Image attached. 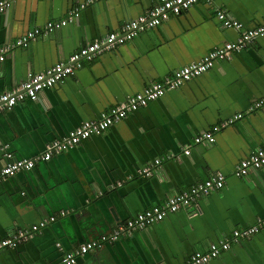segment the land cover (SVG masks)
<instances>
[{
  "label": "crops",
  "instance_id": "0c3cea01",
  "mask_svg": "<svg viewBox=\"0 0 264 264\" xmlns=\"http://www.w3.org/2000/svg\"><path fill=\"white\" fill-rule=\"evenodd\" d=\"M0 10V93L45 71L163 0H4ZM242 27L224 25L219 14ZM71 17L45 30L48 22ZM264 25V0H198L123 44L103 49L62 81L0 111V264H67L81 245L110 235L153 206L215 172L224 186L189 207L78 255L73 264H182L212 243L230 248L206 264H264V165L234 170L264 148V36L217 59L213 67L129 112L104 133L42 157L86 120L102 114L174 70ZM41 29L26 43L16 42ZM241 113L242 116L235 118ZM225 123V124H223ZM214 142L195 137L213 130ZM186 150H189L186 153ZM30 170L3 176L13 160ZM160 160L157 163V160ZM37 225V228L33 227ZM259 225L249 237L233 232Z\"/></svg>",
  "mask_w": 264,
  "mask_h": 264
},
{
  "label": "built area",
  "instance_id": "2783aa9c",
  "mask_svg": "<svg viewBox=\"0 0 264 264\" xmlns=\"http://www.w3.org/2000/svg\"><path fill=\"white\" fill-rule=\"evenodd\" d=\"M196 1L198 0H163L159 5L152 8L148 15H142L124 23L121 32L108 33L102 39L83 46L79 50L72 53L67 62L60 61L45 71L30 74L20 85L0 93V111L2 109H9L13 107L20 100L26 98L36 99L40 90L50 87L56 82L62 81L65 77L72 74L76 67L81 66V59L91 58L103 49H109L123 44L126 40L134 38L140 30L145 29L146 27L157 26L162 21L169 19L171 15L181 13L182 10L187 9ZM7 6H9L8 1L0 0V10H3ZM219 17L227 27H234L236 29H240L242 27L238 20L227 18L223 12L219 14ZM70 19L71 17L56 22L50 21L45 26V30H51L53 28L63 26ZM40 31L41 29L37 28L34 31L28 32L27 35L18 40L16 44L26 43L27 38L34 37L35 34ZM259 36H264V25H259L258 27L248 30H242L237 41L228 42L224 47L210 51L201 60L191 62L174 70L171 77L167 78L165 82L155 83L146 87L142 91L135 93L128 99L118 103L108 111L104 112L99 119L86 120L79 126L73 128L69 132L68 136L59 141L53 142L49 146L47 153H45L42 158L44 160H48L55 150H64L68 147L74 146L82 139L88 138L95 133L106 132L111 125L120 121L129 112L134 111L146 105L149 101L160 97L166 92V90L178 88L183 82L190 80L192 77L201 75L203 72L213 67L217 59L225 58L232 52L243 49L247 44L252 43ZM3 59L4 55L0 53V60ZM263 103L264 99L258 102L257 105H262ZM241 116L242 114L239 113L235 115V118H239ZM218 128L219 127L215 126L213 130L196 136L195 141L214 142L215 137L213 133ZM188 151L189 150H186V153H188ZM159 161L160 160L158 159L157 163ZM34 165L35 162L33 160H13L1 169V174L3 176L15 175L22 171L32 169ZM263 165L264 148H256L251 150L246 157L240 160L234 170V174L237 176H245L249 174L251 169L259 168ZM224 182V173L220 171L215 172L208 179L192 186L190 190L176 197L170 198L164 207L153 206L145 210L127 221L124 226L118 227L112 234L107 236L103 235L96 241L87 242L81 245L76 252H67L63 256L62 260L67 264H73L76 262L78 255L87 254L91 249L100 246L104 242L117 240L123 229L128 231L130 234L133 233L134 230H138L139 228L142 229L155 221L163 219L168 212L178 211L182 208L189 207L199 198L210 195L213 191L222 188L224 186ZM33 228L36 229L37 225ZM259 228V225H254L245 229H237L233 232V237L236 240L241 237L252 236L259 231ZM17 237L18 236L0 240V249L9 245H15ZM229 248V241L212 243L207 252L196 251L192 253L182 264H206L211 259L217 257L222 250H227Z\"/></svg>",
  "mask_w": 264,
  "mask_h": 264
}]
</instances>
